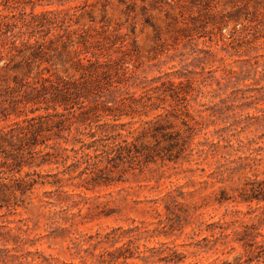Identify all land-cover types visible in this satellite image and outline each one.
Wrapping results in <instances>:
<instances>
[{
  "label": "rangeland",
  "instance_id": "1",
  "mask_svg": "<svg viewBox=\"0 0 264 264\" xmlns=\"http://www.w3.org/2000/svg\"><path fill=\"white\" fill-rule=\"evenodd\" d=\"M2 2L33 9L32 0ZM52 2L35 12L54 10L73 30L109 36L106 48L127 69L125 96L139 99V111L118 124L124 136L134 132L140 152L132 146V157L105 169L109 184L92 181L99 170L80 175L83 159L78 169L68 167L73 159L25 167L40 183L0 207V264H245L253 256L240 241L246 230L264 243V199L251 191L264 180V0ZM47 59L45 77L76 73L60 44ZM21 60L0 73V103L10 112L4 88L37 76V63L28 78ZM30 108L20 103L22 116L0 119V129L25 126ZM155 121L165 127L158 139ZM62 145L72 158L81 146Z\"/></svg>",
  "mask_w": 264,
  "mask_h": 264
},
{
  "label": "trees",
  "instance_id": "2",
  "mask_svg": "<svg viewBox=\"0 0 264 264\" xmlns=\"http://www.w3.org/2000/svg\"><path fill=\"white\" fill-rule=\"evenodd\" d=\"M2 1L0 0V63L5 60L6 65L0 67V73L20 58L22 60L18 64L27 65L28 78L37 63V76L33 82L16 76L17 86L4 88L11 96L9 102L12 112L0 103V119L8 120L13 113L21 117L22 113L15 112L20 103L30 104V112L34 116L23 120L27 123L25 126L17 122L16 127L0 129V207L7 205L11 198L16 199L18 194L25 195L40 183L34 177L35 174L40 176V173H23L25 167H42L52 163L67 165L68 161L73 159V163L68 167L78 169L83 159L87 166L80 175L99 170L92 176V181L111 182V177L106 176L105 169L109 165L111 168H118L125 159L132 157V146L137 147V152L140 150L138 151L135 143L136 139L129 140L134 132L129 131L128 135L124 136L121 130L126 124H118L124 115L130 116L139 111L135 108L139 99L134 95L125 96L129 94L126 85L127 69L123 62L113 60L111 47L106 48L103 41L110 40L109 36L99 33L103 35L100 37L89 35L86 31L73 30L72 24H66L61 13L54 10L35 12L37 3L44 5L47 1L52 4L53 0H32L33 9L30 13L19 9L16 2L7 5ZM59 44L71 57L76 73L45 77V69H41V65L48 61L50 51L59 50ZM15 93L21 96L20 100L16 99ZM51 109L53 111L50 112ZM42 110L47 114L35 115ZM83 129H89L88 135L94 139L90 143L79 137L84 133ZM164 129L162 124L155 125L151 136L158 139L159 132ZM99 130L104 134L101 138H97ZM73 141L81 146L75 150L76 156L72 158L62 142ZM49 148L54 151H48ZM140 148L149 147L143 145ZM101 154L106 157L100 159ZM145 154L149 157L151 152ZM105 161L108 165L102 168L101 164ZM57 182L59 181L54 183ZM251 191L256 199H264V180L255 181ZM244 236L240 241L253 255L245 264H252L256 258L260 261L262 257L264 262V243L255 241L263 235L247 229ZM107 239V242L111 241ZM129 257H132V254L124 255L125 260Z\"/></svg>",
  "mask_w": 264,
  "mask_h": 264
}]
</instances>
